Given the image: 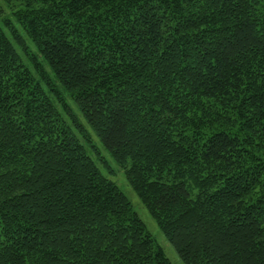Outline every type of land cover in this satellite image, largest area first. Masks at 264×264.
<instances>
[{"label": "trees", "instance_id": "trees-1", "mask_svg": "<svg viewBox=\"0 0 264 264\" xmlns=\"http://www.w3.org/2000/svg\"><path fill=\"white\" fill-rule=\"evenodd\" d=\"M2 2L0 264H264V0Z\"/></svg>", "mask_w": 264, "mask_h": 264}, {"label": "rangeland", "instance_id": "rangeland-1", "mask_svg": "<svg viewBox=\"0 0 264 264\" xmlns=\"http://www.w3.org/2000/svg\"><path fill=\"white\" fill-rule=\"evenodd\" d=\"M1 17H8L9 19L11 18L10 10L8 6L3 2L0 4V18ZM66 99L67 102L74 108V105L70 101V99L68 97ZM110 163L114 164L112 160H110ZM113 172L114 175H112V179L116 182L120 190L127 196L129 201L132 203L134 210L138 213L142 221L145 223L148 232L152 235V237L155 239L157 244L162 248V250L164 251L167 258L170 260V262L172 264H183L177 257L173 248L166 242L163 234L157 228L154 220L149 216V214L143 208L138 198L130 188V186L127 184L124 178H122L121 171L114 169Z\"/></svg>", "mask_w": 264, "mask_h": 264}]
</instances>
